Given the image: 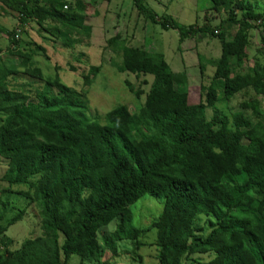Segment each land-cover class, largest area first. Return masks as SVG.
<instances>
[{"label":"trees","instance_id":"obj_1","mask_svg":"<svg viewBox=\"0 0 264 264\" xmlns=\"http://www.w3.org/2000/svg\"><path fill=\"white\" fill-rule=\"evenodd\" d=\"M131 1L146 20L177 30L181 42L200 32L220 37L213 79L201 86L205 102L190 103L162 53L130 47L119 34L107 41L121 51V63H113L117 71L152 77L147 92L126 83L139 104L135 111L123 102L103 123L90 120L85 92L57 77L45 79L33 101L26 89L31 84L18 86L19 75H43L36 69L37 52L20 40L18 30L35 23L73 50L92 37L83 14L87 6L83 0H0V8L17 14L20 24L7 35L8 56L0 49V158L8 163V184L26 187L19 193L39 208L42 230L10 251L2 238L25 210L6 225L5 209L0 212L5 247L0 264H69L73 255L81 264H99L107 250L117 257L123 241L139 249L146 231L132 226L130 207L146 194L164 198L163 211L150 226L157 230L159 264H182L193 254L214 255L204 264H264V62L245 68L253 30L263 32L264 45V11L250 0H209L214 11L230 6L229 20L238 30L227 40L219 27L181 25L172 16L157 15L146 0ZM100 70L91 67L83 85L91 86ZM249 92L253 96L237 111L226 113L218 105ZM1 206L7 203L0 199ZM201 216L209 221L204 238L196 235ZM116 218V230L101 244L98 231ZM134 256V264H143Z\"/></svg>","mask_w":264,"mask_h":264},{"label":"rangeland","instance_id":"obj_2","mask_svg":"<svg viewBox=\"0 0 264 264\" xmlns=\"http://www.w3.org/2000/svg\"><path fill=\"white\" fill-rule=\"evenodd\" d=\"M66 1L75 2V0ZM83 1L87 6L83 13L86 24L93 27L92 37L86 41L85 45L77 46L73 50L69 49L60 40L41 30L35 23H31L24 31H20V40L23 43H30L31 49L37 52L36 69H39L43 75V80L37 74L38 72H33V75L22 72L19 75L22 78L17 82L18 86L25 83L31 84L26 88L31 100L36 101V92L42 89L45 79L57 77L61 83L85 92L84 99L88 103L87 117L90 120H99L103 123L104 116L123 102L135 111L139 104L128 90L126 83L130 82L136 90L141 88L147 92L152 77H136L130 73L117 71L113 63H121L122 54L116 49V45L110 46L107 41L119 34L121 41H125L130 47L162 53L177 78L176 86L188 90L190 103L198 104L200 101H206V90L201 89V86L207 88L213 79L216 60L221 56L220 37L200 32L181 42L177 30H163L150 20H146L134 8L131 0ZM146 2L157 15L172 16L181 25L196 24L199 28L219 27L225 32L227 40H232L238 30V26L229 20L230 6L214 11L211 9L209 0H146ZM250 5L254 6L257 11H264V0H250ZM19 26L17 14L3 7L0 8V49L3 57L8 56L10 44L8 33ZM262 35L263 32L260 29L252 31L245 68L247 65L254 64L255 60L264 62ZM36 46L44 47L46 52L38 51ZM11 63L16 65L19 60L14 58ZM71 66L77 70H71ZM91 67H100V73L93 79L91 86H84L83 77L87 75ZM13 85L16 84L13 83ZM252 96V92L247 95L241 93L229 103L218 105L226 113L237 111L239 104ZM140 100L141 103L145 101V94ZM260 100V113L264 114V97H260ZM212 114V109H206L208 119L212 117ZM7 169V160L0 158V199L7 203L6 207H0L1 213L5 209L4 224L6 225L21 210H25L22 220L10 226L2 238L10 251H16L25 240L42 235L41 217L37 205L31 204L28 198L19 193L27 188L11 187L8 184L5 179ZM163 208L164 198H156L149 194L141 197L130 207V210L133 213L132 226L146 231L139 238L143 245L137 249L133 241L118 243L117 257H113L112 253L107 250L102 260L103 263L99 264L137 263L134 252L143 258V264H159L156 245L157 230L150 226L160 216ZM118 222L119 219L116 218L98 231V240L101 244L104 237L116 230ZM208 223L207 216L197 218V236L204 238L208 235L210 232ZM4 250L5 247L0 244V253ZM213 256L212 254L186 255L182 259V264H204ZM69 264H81L80 258L73 255Z\"/></svg>","mask_w":264,"mask_h":264},{"label":"built area","instance_id":"obj_3","mask_svg":"<svg viewBox=\"0 0 264 264\" xmlns=\"http://www.w3.org/2000/svg\"><path fill=\"white\" fill-rule=\"evenodd\" d=\"M18 32L20 33V30H18ZM17 37H18V35H17Z\"/></svg>","mask_w":264,"mask_h":264}]
</instances>
